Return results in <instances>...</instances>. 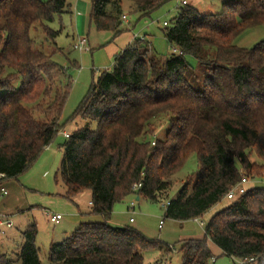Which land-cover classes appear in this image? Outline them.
I'll return each instance as SVG.
<instances>
[{
	"label": "trees",
	"instance_id": "trees-1",
	"mask_svg": "<svg viewBox=\"0 0 264 264\" xmlns=\"http://www.w3.org/2000/svg\"><path fill=\"white\" fill-rule=\"evenodd\" d=\"M122 1L91 0L90 25L119 34ZM132 1L142 18L167 0ZM67 7V0H0V173L5 180L35 163L64 126L72 76L53 57L60 49L46 52L31 30L39 24L47 42L56 43L60 30L48 23ZM260 24L264 0H225L220 12L205 15L183 4L163 30L178 52L173 48L163 57L146 37H135L117 54L113 68L99 74L68 118L85 125L61 144L58 169L65 196L73 201L89 189V215L101 220L80 222L52 243L48 262L40 258L37 224L31 223L22 231L19 264H145L143 251L162 243L134 227L112 225L114 206L129 194L152 202L167 199L171 176L192 153L198 170L168 199V218L201 217L244 175L264 180V41L253 47L233 44L237 35ZM205 45L216 47L211 60L202 55ZM189 55L204 66L201 88L190 82ZM71 65L79 67L76 60ZM158 117L168 128L164 138L152 139ZM137 183L141 186L134 190ZM228 200L205 224L202 237L181 242V264H211L209 241L234 260L264 264V186ZM0 264L11 261L2 254Z\"/></svg>",
	"mask_w": 264,
	"mask_h": 264
},
{
	"label": "rangeland",
	"instance_id": "rangeland-1",
	"mask_svg": "<svg viewBox=\"0 0 264 264\" xmlns=\"http://www.w3.org/2000/svg\"><path fill=\"white\" fill-rule=\"evenodd\" d=\"M182 0H167L160 8L153 11L149 17H139L134 12L133 1L123 0L120 10L127 15V20L120 19L121 32L114 36L110 30H97L89 23L91 12V0H67L66 12L49 22L53 29L60 30L56 37V43H49L45 39L43 30L37 24L31 30V35L46 52H52L59 48L53 57L62 65L69 68L72 76V86L70 96L65 104L61 121L64 126L53 142L44 149L38 160L33 163L24 173L17 178H13L16 187L11 189L10 194L16 192L20 205L25 207L19 210L13 218L15 226L10 229L19 235L20 230H24L31 223L37 224L36 243L39 246V255L43 262H48L50 246L64 238L65 232H71L79 224V220L90 209V190L85 189L78 193L73 201L69 200L66 194V187L59 175L64 148L61 144L67 137L65 133L85 125L82 119L69 121L68 118L75 111L81 100L84 98L93 81H95L103 70H111L115 64V57L130 43L135 37H147L156 53L165 57L173 51L174 47L169 45L164 28V21L170 24L182 6ZM225 0H187L189 6L195 7L201 15L217 13L222 9ZM87 37V49L75 48V43L80 37ZM264 41V24L256 25L244 30L233 39V44L240 47H253L257 43ZM55 44V45H54ZM216 47L205 45L202 55L204 59L214 58ZM77 61L79 67L72 66L73 61ZM188 62L194 68L190 82L196 88L202 87L203 65L194 56H187ZM160 123L152 139L164 138L168 123L163 117L157 118ZM96 123L90 124L95 128ZM198 156L192 153L184 163L181 170L171 176L172 186L168 190V198H174L179 193L188 175L197 172ZM251 188L254 186H264V180L249 176ZM15 190V191H14ZM18 190V192H17ZM164 198L158 202H152L141 198L137 199L134 194L127 195L123 200L116 203L112 212L110 223L115 226H131L140 230L148 238L162 243L153 248L143 251L145 264H181V242L187 238H200L205 233V224L210 217L219 210L226 207L231 201L225 197L221 202L214 205L206 213L197 219L176 220L165 216L166 206ZM136 200V205L130 208L132 201ZM60 213L62 219L58 222L50 220V215ZM133 218V221H130ZM202 221L204 224L200 223ZM27 222V223H25ZM162 222V223H161ZM8 233V232H7ZM7 234H0V253L5 252L11 264H19L15 248L4 249L10 241L16 245V240H10L8 244L4 241ZM11 238V237H10ZM213 250L215 260L211 264H237L228 255L222 253L221 248L209 241ZM9 245L12 246V243ZM168 245L172 246L171 254L167 251ZM166 250V251H165ZM166 252V253H165ZM165 253V254H164ZM2 255V254H1ZM163 255H169L162 259ZM256 264V263H252Z\"/></svg>",
	"mask_w": 264,
	"mask_h": 264
},
{
	"label": "built area",
	"instance_id": "built-area-1",
	"mask_svg": "<svg viewBox=\"0 0 264 264\" xmlns=\"http://www.w3.org/2000/svg\"><path fill=\"white\" fill-rule=\"evenodd\" d=\"M182 4H187V0H182ZM122 19L127 20V15L122 14ZM165 25H168L167 21H164ZM87 37H80L78 39V42L75 43L74 47L83 49H87ZM175 52H178L179 50L177 48H174ZM65 136L68 138L70 136L69 133H65ZM155 142L153 141V144ZM5 181V175L3 173H0V191L4 194H7L8 190L4 185ZM141 186V183L134 184L133 189L137 190ZM251 182L249 176L244 175L235 185H233L225 194L226 199H235L244 193H246L251 188ZM169 204V200L165 201L164 205L167 206ZM136 205V200L132 201L130 204V208H133ZM62 218V215L60 213H55L50 215V220L53 222H58ZM198 220V218H196ZM133 221V218L130 219ZM162 223V222H161ZM200 223L203 225L204 223L200 221ZM13 226L12 220L5 216H0V234H6V230L11 228ZM212 260H215V257L212 258ZM253 258L247 259V260H237V264H252Z\"/></svg>",
	"mask_w": 264,
	"mask_h": 264
},
{
	"label": "crops",
	"instance_id": "crops-1",
	"mask_svg": "<svg viewBox=\"0 0 264 264\" xmlns=\"http://www.w3.org/2000/svg\"><path fill=\"white\" fill-rule=\"evenodd\" d=\"M146 37V36H145ZM147 38V37H146ZM131 44V43H130ZM72 132V131H71ZM71 132H67V133H71ZM13 179H8V180H5L4 181V185L5 187L7 188L8 192L7 194H4L0 191V216H5L7 218H9L10 220H12L13 222V226L9 229L6 230V237L4 238V241L8 244V242L12 239V240H16V245H13L14 242L13 241H10V243H12V246L11 245H7L4 249H7V250H10L12 248H15L16 251H19L22 244H23V236H22V231L20 230V234L17 235L15 234L14 232H10V229H12L15 224H14V221H13V218L16 217L17 215V212L19 210H24L26 206H22L19 204V202H22L21 200H17V195L16 196V192L12 194H10L11 192V189H13L14 187H16V183L14 181H12ZM15 191V190H14ZM18 192V190H17ZM19 193V192H18ZM138 200H140L141 198H138ZM23 203V202H22ZM89 203H90V209H91V194H90V200H89ZM89 209V211H90ZM89 211L84 215L83 214V217L79 220V223L80 222H83V221H99L101 220V218L99 216H92V215H89ZM63 218V217H62ZM61 218V219H62ZM60 219V220H61ZM131 219V218H130ZM131 221V220H130ZM132 222V221H131ZM27 223V222H25ZM8 232V233H7ZM67 232L64 233V235L66 234ZM11 237V238H10ZM211 247V246H210ZM19 253V252H18ZM18 253H17V256H18ZM1 254H5L7 256V254L5 252L3 253H0Z\"/></svg>",
	"mask_w": 264,
	"mask_h": 264
}]
</instances>
